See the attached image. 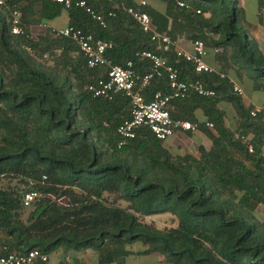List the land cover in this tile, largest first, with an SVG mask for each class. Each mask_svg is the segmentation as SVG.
<instances>
[{"label": "trees", "instance_id": "trees-1", "mask_svg": "<svg viewBox=\"0 0 264 264\" xmlns=\"http://www.w3.org/2000/svg\"><path fill=\"white\" fill-rule=\"evenodd\" d=\"M158 1L164 14L134 0H72L69 8L49 0H3L0 258L38 250L47 262L35 264H47L58 252L76 262L93 251L99 264H124L128 247L142 244V255L170 264H264V104L251 117L255 108L233 93L229 78H245L264 94V52L243 30L238 0ZM80 2L103 17L104 28ZM131 7L170 38L164 56L179 79L215 91L211 98L191 95L169 105L172 120L196 125L209 147L174 154L166 141L142 130L119 148L116 130L132 114L128 97L94 98L86 89L106 80L107 68H87L76 45L55 29L37 35L29 29L65 14L67 27L111 44L105 53L111 64H131L144 76L152 67L141 54L159 51L127 14ZM14 11L22 15L17 36L11 33ZM180 32L203 43L216 74L195 75L192 64L176 57ZM158 92L170 93L165 73L143 90L146 103ZM220 104L233 111L234 129ZM26 194L37 195L28 207ZM167 219L170 225L161 228Z\"/></svg>", "mask_w": 264, "mask_h": 264}, {"label": "built area", "instance_id": "built-area-1", "mask_svg": "<svg viewBox=\"0 0 264 264\" xmlns=\"http://www.w3.org/2000/svg\"><path fill=\"white\" fill-rule=\"evenodd\" d=\"M53 3L63 5L69 8L72 0H49ZM261 3L260 13L264 16V0ZM3 0H0V6H3ZM80 8H84L91 18L104 28L105 23L103 17L93 12L85 2L76 4ZM145 2H140V7L145 6ZM179 8H184L183 4H178ZM127 14L132 16L142 31L150 35L152 42L158 46V54L152 52H143L141 58L149 61L152 71L148 75L139 76L132 69L131 64L125 67L111 64L105 57V53L111 48V44L95 39L92 35L85 34L72 27H66L61 30H54L56 35L66 39H70L77 47L78 51L85 58L86 66L89 69L105 67L107 68V79L98 80L96 83L86 87L94 98H102L110 100L116 93H123L128 97L132 114L131 119L123 122L116 130L118 137L121 139L119 148L127 141L135 139L138 132L142 130L149 131L152 136L159 141H166L174 136L177 132H195L196 125L184 121H174L169 115V105L174 100H184L191 95L199 97L211 98L215 96V91L206 88L200 81H182L179 79L177 69L168 65L165 53L172 46V42L167 35L158 34L152 28L150 18L146 13L140 12L134 8H127ZM21 18L22 15L14 11L11 13V33L12 35H21ZM46 28V26H43ZM192 54H187L176 50V57L192 64L195 75L216 74V71L206 62L208 54L202 42H193ZM214 54L221 53L222 50L215 49ZM165 73L168 78L170 87L169 94L161 92L155 93L151 102L146 103L143 97V90L150 84L154 78H160ZM218 74V73H217ZM224 79L223 74H218ZM233 93L239 97H243L242 89L233 84ZM260 112L255 109L251 112V117H255ZM205 126L212 129L213 126L206 123ZM236 139L242 140L238 135ZM252 153L251 147L248 148ZM36 194H26L23 198L24 207H28L35 199ZM46 263L47 257L42 255L38 250L30 251L26 255L11 254L7 257L0 258V264H35L36 262Z\"/></svg>", "mask_w": 264, "mask_h": 264}, {"label": "crops", "instance_id": "crops-1", "mask_svg": "<svg viewBox=\"0 0 264 264\" xmlns=\"http://www.w3.org/2000/svg\"><path fill=\"white\" fill-rule=\"evenodd\" d=\"M136 3L140 4V2L147 3V6L156 11L159 14H164L165 12V5L159 2L158 0H154L156 2V6H150L147 2V0H134ZM239 4V10L241 11V25L243 27V30L248 35L249 39L255 41V43L259 46L260 50L264 52V16L261 15L260 9H261V3L259 0H238ZM68 25V19L65 14H62L58 19L54 20L53 22H50L46 28H43L42 26L34 27L30 26L29 29L31 30V33L34 35L45 33V30L48 28L55 29V30H61ZM169 30V29H168ZM188 44H185L182 48L179 47L175 41V49L177 51H182L187 54H192L193 48H192V41H188ZM207 63L208 58L206 60ZM214 70L216 68L214 65H212ZM230 81L239 86L244 95L242 97L243 102L246 106H252L255 109H259L264 104V94L260 91H257L254 89L251 82H249L247 79H238L234 74L230 75ZM222 105H225L223 107ZM227 106V107H226ZM220 108L226 111V119L225 123L228 128L231 130L235 128L233 119L235 118V115L233 111L230 109V106L227 104H220ZM200 134L202 135L205 140L207 141V144H199L203 145L205 147H209L211 142L206 138V136L200 132H195L194 134ZM180 137V140L176 144V148L178 149V153L174 154H185V153H195L197 147L199 145H193L191 144L188 147L185 146V142L183 140V137L186 135H175ZM193 136V135H192ZM187 137V136H186ZM165 146L168 147L170 150L171 148L167 146L165 142ZM264 150V149H263ZM172 152V151H171ZM264 153V151H263ZM146 248L142 244H133L130 247H128V251L130 254L124 259V264H170L165 261L164 258L159 256H146L142 255L141 253L144 252ZM59 253V252H58ZM39 263V262H37ZM47 264H99L98 262V256L97 253L93 251H86L84 254H81L77 257L76 262L73 261L71 258L66 257L63 258V255L59 256V258L54 261L53 263H47Z\"/></svg>", "mask_w": 264, "mask_h": 264}, {"label": "rangeland", "instance_id": "rangeland-1", "mask_svg": "<svg viewBox=\"0 0 264 264\" xmlns=\"http://www.w3.org/2000/svg\"><path fill=\"white\" fill-rule=\"evenodd\" d=\"M147 2H148V4L150 5V6H156V2L154 1V0H147ZM146 5H147V3H146ZM156 12V11H155ZM176 43H177V45L179 46V47H183L185 44H188L187 42H188V40H187V38H186V35H185V33L184 32H180L178 35H176ZM223 107H225V105H222ZM227 107V106H226ZM180 140V137H178V136H173V137H170V138H168L167 140H166V144H167V146H169L170 148H171V151L172 152H174V153H178L179 151H178V149L176 148V144H177V142ZM183 140H184V142H185V146L184 147H188V146H190L191 144H193V145H199V144H207V141L205 140V138L202 136V135H200V134H193V136H191V137H186V136H184L183 137ZM261 217L264 215V210H262V212H261V214H259ZM170 223H171V220L170 219H167V220H164V221H162L160 224V226H161V228H164V227H167V226H169L170 225ZM61 252H59V253H55V254H53L51 257H50V259H49V263H53L54 261H56L58 258H59V256H61Z\"/></svg>", "mask_w": 264, "mask_h": 264}]
</instances>
